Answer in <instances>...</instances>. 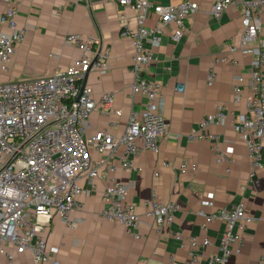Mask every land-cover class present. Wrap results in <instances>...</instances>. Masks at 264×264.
<instances>
[{
	"label": "built area",
	"instance_id": "1",
	"mask_svg": "<svg viewBox=\"0 0 264 264\" xmlns=\"http://www.w3.org/2000/svg\"><path fill=\"white\" fill-rule=\"evenodd\" d=\"M105 1H114L135 12L133 27L125 15L120 16L121 37L130 39L133 45L132 109L122 136L112 135L114 122L90 132L94 113L108 118L122 116L114 107L113 92L103 93L96 102L92 88L83 86L91 72L101 77L109 72L113 55L111 47L96 52V41L91 37L66 35L65 45L81 53L66 69L57 68L47 77L0 83V259L4 258L6 264H17L16 257L26 254L31 264H61L59 249L47 243V232L55 219L70 230L78 228L80 220L72 216L83 211L81 198L95 190V181L106 183L102 218L121 225L134 239H140L141 218L128 200V186L115 174L119 170L141 171L136 165L140 154H160L162 144L172 137L164 114L162 85L150 81L148 73L157 61L156 49L166 30L173 27L172 39L180 41L187 32L188 19L198 13L199 6L192 0H179L177 5H156L150 0ZM0 3L5 5L0 13V73H5L32 27L19 26L18 4L14 0ZM236 8L242 11L239 43L230 39L228 55L215 63L235 67L236 56L251 59L249 93L243 97V78L237 76L231 105L238 108L245 99V112L235 116L232 128L247 147L252 180L264 171V40L259 39L264 25V0H214L211 16L219 20L225 12ZM215 78V72L210 71L209 87ZM231 116L226 104L217 105L215 113L200 122L187 141H207L218 164L232 163L233 147L223 149L224 140L206 132L212 126L226 127ZM197 170V164L187 162L179 169L181 175L195 174ZM213 201L214 194H207L196 213L204 232L213 224L223 226L218 251L205 264H227L240 253L242 234L255 219L245 214L243 204L208 212ZM145 208V216L157 228L171 227L180 212L179 204L164 203L156 195ZM173 237L181 248L187 247L186 264H198L201 250L214 246L209 239H185L181 233ZM259 264H264V257Z\"/></svg>",
	"mask_w": 264,
	"mask_h": 264
},
{
	"label": "crops",
	"instance_id": "2",
	"mask_svg": "<svg viewBox=\"0 0 264 264\" xmlns=\"http://www.w3.org/2000/svg\"><path fill=\"white\" fill-rule=\"evenodd\" d=\"M18 4L20 27L29 25L26 36L14 57L8 72L0 73V83L30 80L50 76L55 69H66L81 53L65 45L66 35L82 34L96 41L94 50L111 47V67L105 76L91 72L87 86L98 102L105 92L115 95L114 107L121 117L108 118L94 113L90 132L107 128L110 122L114 137L123 135L132 109L130 86L133 59L132 41L121 37V15L135 26V12L123 9L116 2L105 0H14ZM156 5H177L179 0H150ZM199 6L198 13L187 21V32L178 42L172 39L173 27L166 30L161 45L156 49L157 61L148 73V79L162 85L164 114L172 137L161 147L158 155L140 154L136 165L141 171L123 172L115 177L128 186V200L135 205L141 218L140 239L129 235L124 227L102 218V193L106 183L95 181V190L81 199L84 209L74 213L79 219L76 230H70L55 219L48 232L47 243L59 249L61 264H186L187 247L174 239L181 233L185 239H209L214 246L201 250L198 264H205L217 253L223 226L213 224L207 232L200 229L201 219L196 213L202 200L214 194V206L208 212L243 204L245 214L255 219L247 224L242 234L239 254L227 264H259L264 257V171L250 180L251 167L247 147L232 128V120L245 112V99L240 107L231 105L236 77L243 78V97L250 90L248 56H236L237 66L215 63L228 55L230 39L239 43L242 35V11L230 9L219 20L211 16L214 0H192ZM5 5L0 3V13ZM264 24V23H263ZM259 39L264 40V25ZM216 74L214 84L207 85L210 71ZM227 105L231 118L226 127L212 126L206 132L219 135L223 149H234L232 163L218 164L211 143L188 142L187 137L217 105ZM181 135L180 140L174 138ZM195 163V174H180L182 163ZM167 163L168 167L162 164ZM158 175V176H156ZM87 186V185H86ZM153 195L164 203L175 202L180 212L171 227L157 228L145 216V204ZM17 264H31L29 255L16 257ZM0 264H6L4 258Z\"/></svg>",
	"mask_w": 264,
	"mask_h": 264
},
{
	"label": "water",
	"instance_id": "3",
	"mask_svg": "<svg viewBox=\"0 0 264 264\" xmlns=\"http://www.w3.org/2000/svg\"><path fill=\"white\" fill-rule=\"evenodd\" d=\"M86 83H87V77H86L85 81L83 82V86H85Z\"/></svg>",
	"mask_w": 264,
	"mask_h": 264
}]
</instances>
